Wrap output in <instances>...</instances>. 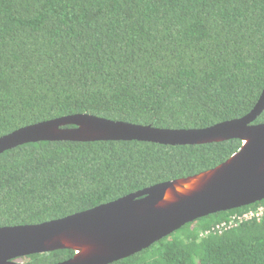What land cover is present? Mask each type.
I'll use <instances>...</instances> for the list:
<instances>
[{"label": "trees", "instance_id": "1", "mask_svg": "<svg viewBox=\"0 0 264 264\" xmlns=\"http://www.w3.org/2000/svg\"><path fill=\"white\" fill-rule=\"evenodd\" d=\"M263 90L264 0H0V138L75 114L203 129L244 117ZM253 123L264 124V110ZM240 147L237 139L22 144L0 154V227L62 219L193 176ZM260 206L200 218L111 264H264V213L216 228Z\"/></svg>", "mask_w": 264, "mask_h": 264}, {"label": "water", "instance_id": "2", "mask_svg": "<svg viewBox=\"0 0 264 264\" xmlns=\"http://www.w3.org/2000/svg\"><path fill=\"white\" fill-rule=\"evenodd\" d=\"M264 90L244 117L203 129H161L88 114L20 128L0 138V154L26 143L141 141L170 146L237 139L240 149L218 166L160 183L115 201L36 225L0 227V264L71 250L56 264H111L149 248L186 224L264 200Z\"/></svg>", "mask_w": 264, "mask_h": 264}, {"label": "built area", "instance_id": "3", "mask_svg": "<svg viewBox=\"0 0 264 264\" xmlns=\"http://www.w3.org/2000/svg\"><path fill=\"white\" fill-rule=\"evenodd\" d=\"M264 213V206H260L255 210H249L244 212L242 215H236L232 218L228 225L221 224L220 226L216 227L218 230L231 228L236 226L238 223H242L244 221H248L251 219H260Z\"/></svg>", "mask_w": 264, "mask_h": 264}, {"label": "rangeland", "instance_id": "4", "mask_svg": "<svg viewBox=\"0 0 264 264\" xmlns=\"http://www.w3.org/2000/svg\"><path fill=\"white\" fill-rule=\"evenodd\" d=\"M20 263H23L21 260H19Z\"/></svg>", "mask_w": 264, "mask_h": 264}]
</instances>
